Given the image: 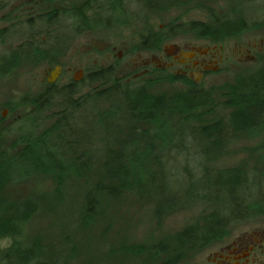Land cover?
I'll return each instance as SVG.
<instances>
[{
	"label": "trees",
	"instance_id": "trees-1",
	"mask_svg": "<svg viewBox=\"0 0 264 264\" xmlns=\"http://www.w3.org/2000/svg\"><path fill=\"white\" fill-rule=\"evenodd\" d=\"M183 1L73 0L69 6L12 22L0 28V77L37 59L58 64L79 35L130 20L145 24L153 12ZM204 1L233 5L222 14L211 13L208 21L176 19L164 29L146 30L134 49H156L165 37L187 32L221 43L264 27V0ZM6 2L0 0V9ZM156 79L126 82L108 65L87 71L79 81L47 84L39 95L11 103V109L24 113L17 120L20 135L0 148V184L39 173L64 184L65 179L90 174L92 144L100 135L99 170L87 182L78 209L84 223L99 211L98 194L118 199L130 193L147 202L157 219L181 209L199 211L171 240L152 246L148 264H177L184 253L203 248L233 222L263 213L264 169L219 164L234 139L264 136V64L238 73L222 95L226 99L218 103L212 88L190 80L182 81V88L153 93L149 84ZM45 112L53 122L37 131ZM210 114L215 117L205 120ZM40 209L31 196L0 199V264H52L41 243L26 235Z\"/></svg>",
	"mask_w": 264,
	"mask_h": 264
},
{
	"label": "rangeland",
	"instance_id": "rangeland-1",
	"mask_svg": "<svg viewBox=\"0 0 264 264\" xmlns=\"http://www.w3.org/2000/svg\"><path fill=\"white\" fill-rule=\"evenodd\" d=\"M70 3L73 0H11L8 7L0 12V26L7 22L2 16L5 13L8 14L6 19L13 21L28 15L29 9L39 12ZM232 5L228 1L210 3L204 0H184L176 8L153 12L145 24L130 20L121 26L89 30L75 38L68 48L61 61L62 67L56 83L60 85L71 78L79 80L85 69L91 71L108 65H114L115 75L119 78L126 82L134 81L140 77L139 67L142 64L147 63L153 69L145 50H140L139 55H133L135 45L146 30H157L160 25L176 19L208 21L211 13L222 14ZM193 34L187 32L178 35L180 37L169 41V45L174 41L182 46L195 44L206 48L210 43L206 38L194 39ZM220 44L223 46L224 60L218 67L216 64L211 65V70L199 83L212 88L217 103L226 99L222 95L232 87L238 73L253 65L264 64V27L249 30ZM259 44L260 50L255 51L254 48H258ZM252 55L253 59L250 57ZM54 67L37 59L28 64L23 63L8 75L0 77V148L10 146L20 135L17 120L23 116L24 110L11 109V103L21 97L37 96L43 92L47 86L46 78ZM150 79L144 80L149 82ZM182 86L173 79L152 82L149 89L153 93H160ZM89 90L86 84L84 91ZM45 116L37 131L52 124L54 118H50V112H45ZM214 117L210 114L204 119L212 120ZM101 144V137L97 134L91 148L93 170L79 179H65L64 184H57L49 175L39 173L30 178L0 184V199L31 196L40 203L41 209L27 225L26 235L41 243L46 258L52 264H148L152 246L171 240L173 233L193 223L199 215V211L193 207L157 219L153 217L152 208L147 202L130 193H124L118 199L98 194L99 211L92 221L84 223L78 209L89 187L87 182L98 173L102 159ZM222 162L220 166L242 165L251 169H264V136L247 135L234 139ZM201 249L184 253L177 264H191L201 255Z\"/></svg>",
	"mask_w": 264,
	"mask_h": 264
},
{
	"label": "flooded vegetation",
	"instance_id": "flooded-vegetation-1",
	"mask_svg": "<svg viewBox=\"0 0 264 264\" xmlns=\"http://www.w3.org/2000/svg\"><path fill=\"white\" fill-rule=\"evenodd\" d=\"M6 1L5 5L0 9V12L8 7L9 2L8 0ZM56 8L53 7L39 12L29 9L28 15L13 21H10L9 18L6 19L8 14L5 13L2 16L7 22L1 25L0 28L5 29L12 22L25 21L39 16L41 12H51L52 9ZM164 27L165 24L160 25L157 30L164 29ZM178 35L181 34L165 37L158 43L159 45L156 49L145 50V53L149 56L153 64V69H150L147 63L142 64L139 67L140 77H137L138 79L134 81H143L145 78H151L150 80L159 78L156 80L168 81L170 78H173L181 84L182 81L190 80L197 85L207 72L211 70V65L216 64V67H218L222 60H224L222 57L223 46L220 43L209 41L210 43L206 48L195 44L182 46L174 41L169 45V41L180 37ZM193 36L194 39H201L196 34H193ZM153 42L151 41V43ZM260 47L261 44L258 45V48H254L255 51H259ZM133 50V55H139L141 53L135 49ZM250 57L253 59L254 55ZM56 66L62 67V63L59 62L55 64ZM86 73L87 69H85L84 75ZM83 77L79 80H82ZM47 78L46 84H49ZM70 80L79 81L73 78ZM201 250V255L191 264H264V212L244 218L236 224H230L220 237L211 241Z\"/></svg>",
	"mask_w": 264,
	"mask_h": 264
},
{
	"label": "water",
	"instance_id": "water-1",
	"mask_svg": "<svg viewBox=\"0 0 264 264\" xmlns=\"http://www.w3.org/2000/svg\"><path fill=\"white\" fill-rule=\"evenodd\" d=\"M60 69L61 67L60 66H56L54 68V70L51 71L49 77L47 78V82L49 84H53L56 82L57 78H58V75H59V72H60Z\"/></svg>",
	"mask_w": 264,
	"mask_h": 264
}]
</instances>
